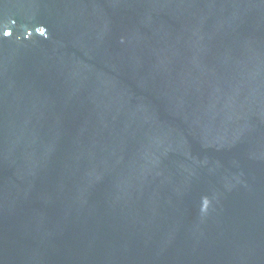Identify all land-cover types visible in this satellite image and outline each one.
I'll list each match as a JSON object with an SVG mask.
<instances>
[{"label":"water","instance_id":"95a60500","mask_svg":"<svg viewBox=\"0 0 264 264\" xmlns=\"http://www.w3.org/2000/svg\"><path fill=\"white\" fill-rule=\"evenodd\" d=\"M0 264H264V0H0Z\"/></svg>","mask_w":264,"mask_h":264}]
</instances>
